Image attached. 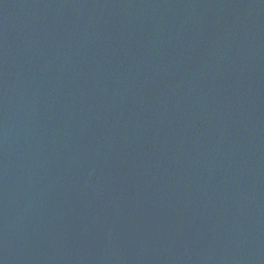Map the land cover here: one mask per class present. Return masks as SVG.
Here are the masks:
<instances>
[{"label":"water","instance_id":"1","mask_svg":"<svg viewBox=\"0 0 264 264\" xmlns=\"http://www.w3.org/2000/svg\"><path fill=\"white\" fill-rule=\"evenodd\" d=\"M0 264H264V0H0Z\"/></svg>","mask_w":264,"mask_h":264}]
</instances>
